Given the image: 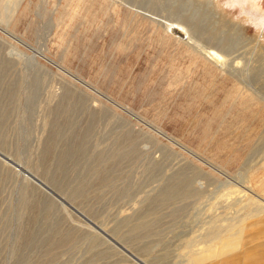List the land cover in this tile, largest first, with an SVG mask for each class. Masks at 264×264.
Wrapping results in <instances>:
<instances>
[{"label":"rangeland","instance_id":"obj_1","mask_svg":"<svg viewBox=\"0 0 264 264\" xmlns=\"http://www.w3.org/2000/svg\"><path fill=\"white\" fill-rule=\"evenodd\" d=\"M257 4L0 0V264H264Z\"/></svg>","mask_w":264,"mask_h":264},{"label":"crops","instance_id":"obj_2","mask_svg":"<svg viewBox=\"0 0 264 264\" xmlns=\"http://www.w3.org/2000/svg\"><path fill=\"white\" fill-rule=\"evenodd\" d=\"M228 246H232V247L235 248V250H231L229 252V253H234L235 254V257L233 258V260L231 262H233L234 264H238V263L239 264H242L243 261H241V260L243 259V257L241 255L240 251H237L239 249V246H237V245L233 246V245H231V243L228 244ZM211 251H213V250H211ZM211 251L206 252L205 254H202L201 256H199V257H202V259H201L202 261L201 262H203V261H210L211 260V263H213V264H219L218 261H220L221 259L219 257H215V255H213L214 253L211 252ZM213 257H215V258H213ZM204 264H209V263L205 262Z\"/></svg>","mask_w":264,"mask_h":264},{"label":"bare ground","instance_id":"obj_3","mask_svg":"<svg viewBox=\"0 0 264 264\" xmlns=\"http://www.w3.org/2000/svg\"><path fill=\"white\" fill-rule=\"evenodd\" d=\"M257 2H258V0H249V3H250V5L252 7L257 6L258 5ZM12 90H13L12 89V86L9 85V84H6V85L3 86V93L1 94L2 95V101L3 102H6V100H8L9 97L13 96V93H12L13 91ZM3 105H5V106H3V108L6 107V104L5 103H3ZM4 111L5 110H2L1 118H0V123H2V122L4 123V121H5V112Z\"/></svg>","mask_w":264,"mask_h":264}]
</instances>
